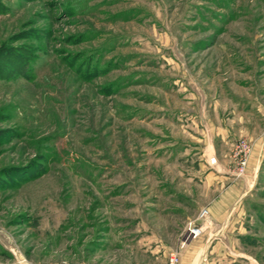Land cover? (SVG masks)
<instances>
[{"label":"rangeland","instance_id":"rangeland-1","mask_svg":"<svg viewBox=\"0 0 264 264\" xmlns=\"http://www.w3.org/2000/svg\"><path fill=\"white\" fill-rule=\"evenodd\" d=\"M188 224L181 264H264V0H0V264H166Z\"/></svg>","mask_w":264,"mask_h":264},{"label":"crops","instance_id":"crops-1","mask_svg":"<svg viewBox=\"0 0 264 264\" xmlns=\"http://www.w3.org/2000/svg\"><path fill=\"white\" fill-rule=\"evenodd\" d=\"M257 174H258V169L254 168V172L251 175V180H250L249 186L246 189H244V190H242L241 188L237 189L236 192L230 193V195L228 197H226V198L222 197L221 202H219V199H218L217 201H215L210 206L209 214L217 217L216 222L218 223L219 228H220V226L225 224L227 222V220L231 217L230 212L233 209H235L237 207L238 203L243 200V197L249 191H251V188L254 186V183L256 181ZM219 228L217 230H219ZM207 243H208V241L206 242V244H201L200 247H198V249L196 250L194 264H200V261H199L200 257H202L208 251L209 245ZM193 249H194V247L187 248V250L185 251L186 254H184V256L191 254V252H193ZM165 251H167V250H165ZM164 254H165V252H164Z\"/></svg>","mask_w":264,"mask_h":264},{"label":"built area","instance_id":"built-area-1","mask_svg":"<svg viewBox=\"0 0 264 264\" xmlns=\"http://www.w3.org/2000/svg\"><path fill=\"white\" fill-rule=\"evenodd\" d=\"M239 154H245L246 150H248V145L246 142H241L239 145ZM199 219L201 220H206V218L209 216L208 215V210L203 209L199 213ZM187 232L184 236V238L181 240L180 244L178 245L177 248L171 249L166 257V264H181L180 261V256L181 252L187 247L186 244L189 241H193L196 239L200 234V228L194 224H188V226L185 229Z\"/></svg>","mask_w":264,"mask_h":264}]
</instances>
